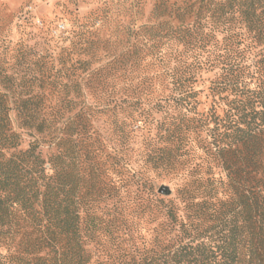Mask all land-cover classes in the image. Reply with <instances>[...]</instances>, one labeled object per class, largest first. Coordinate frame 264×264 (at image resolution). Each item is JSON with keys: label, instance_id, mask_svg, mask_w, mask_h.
<instances>
[{"label": "trees", "instance_id": "trees-1", "mask_svg": "<svg viewBox=\"0 0 264 264\" xmlns=\"http://www.w3.org/2000/svg\"><path fill=\"white\" fill-rule=\"evenodd\" d=\"M109 1L0 67V264H264V0Z\"/></svg>", "mask_w": 264, "mask_h": 264}, {"label": "rangeland", "instance_id": "rangeland-1", "mask_svg": "<svg viewBox=\"0 0 264 264\" xmlns=\"http://www.w3.org/2000/svg\"><path fill=\"white\" fill-rule=\"evenodd\" d=\"M102 1L0 0V67L14 78H28L37 75L39 71L44 70V67L40 69L36 65L38 58L49 54L53 48L54 52L58 50L55 47V41L63 37L66 30H68L67 18L75 13L81 17L89 10L101 5ZM117 1L125 4L127 0H112V4ZM154 1L143 0L142 15L139 17L138 22L145 21ZM59 45L60 43H58ZM208 76H205V78ZM206 96L205 91L200 95L199 110L201 111H206L209 106V98ZM144 125L148 126L146 123ZM141 138L139 135L136 139L137 144L134 147L142 146L139 142L142 140ZM26 140L27 137L25 136L22 147L26 146ZM131 153L135 156L137 150L134 149ZM150 174L154 176V190L160 196L173 197L176 188L183 185L184 180L181 174L160 173L157 175V171ZM162 185L169 189V194L163 195L158 192Z\"/></svg>", "mask_w": 264, "mask_h": 264}, {"label": "water", "instance_id": "water-1", "mask_svg": "<svg viewBox=\"0 0 264 264\" xmlns=\"http://www.w3.org/2000/svg\"><path fill=\"white\" fill-rule=\"evenodd\" d=\"M158 192H159L160 194L167 195V194H169V189H168L166 186L162 185V186L158 189Z\"/></svg>", "mask_w": 264, "mask_h": 264}]
</instances>
